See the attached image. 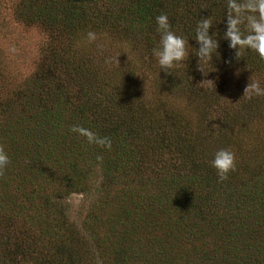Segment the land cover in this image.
<instances>
[{
  "label": "trees",
  "instance_id": "16d2710c",
  "mask_svg": "<svg viewBox=\"0 0 264 264\" xmlns=\"http://www.w3.org/2000/svg\"><path fill=\"white\" fill-rule=\"evenodd\" d=\"M225 4L226 0L11 1L14 20L39 24L48 40L23 87L0 98V146L10 158L0 171V264H90L88 241L51 200L61 190L85 191L83 179L90 175L82 165L95 163L101 168V182L83 230L103 254L102 264H264V125L255 122L264 123V97L246 99L244 94L249 81L264 83V60L254 52L237 59L235 49L221 39ZM161 13L168 14L173 31L194 43L197 21L209 16L219 55L212 65L200 62L203 73L190 53L180 64L184 67L168 73L158 70L153 85L146 82L153 90L148 95L135 73L140 66L134 68L128 54L115 51L113 44L131 45L136 53L143 50L144 63L154 62L152 49L159 42L155 17ZM89 30L112 40L95 55L80 46ZM117 54L119 66L114 60L105 63ZM226 74L236 82L228 92L235 112L224 106L221 87H216ZM177 98L182 107L176 105ZM221 107L224 111L219 112ZM222 113L226 121H217ZM74 125L110 138L113 146L101 148L100 159L94 160L91 148L100 145L72 132ZM225 147L235 153L236 168L218 182L209 161ZM147 168L157 182L151 187L160 193L166 190L172 199L162 202L161 195L148 192L142 176ZM53 170L63 175L52 177ZM42 183L52 184L53 190L39 191ZM12 186L17 199L9 192ZM37 198L46 208L57 209L55 218L45 219L52 220L49 226H58L49 239L41 230L46 224L41 225V217L47 212L30 208ZM109 202L106 219H122L123 229L114 223L105 237L98 232L101 222L93 209ZM12 203L21 214L29 212L28 221ZM170 210H176L173 220L166 219ZM183 210H191L190 218ZM127 220L134 225L124 228ZM18 221L28 226L19 231ZM9 229L16 230L17 240H11ZM132 230L142 240L143 254L131 240L129 244L121 239L134 235ZM167 241L168 251L163 245ZM170 251L175 253L172 259Z\"/></svg>",
  "mask_w": 264,
  "mask_h": 264
},
{
  "label": "rangeland",
  "instance_id": "374dc122",
  "mask_svg": "<svg viewBox=\"0 0 264 264\" xmlns=\"http://www.w3.org/2000/svg\"><path fill=\"white\" fill-rule=\"evenodd\" d=\"M11 1L12 0H0L1 2L0 3V98L5 96V94L6 96L13 95L15 90H20L23 87L22 85L23 82H26L36 70L37 65L39 64L43 56L44 46L48 40L47 33L41 27H39V24L23 25L21 23H17L14 20L13 14L11 13ZM96 34L98 37L97 41L89 43L87 39V35H86L82 38L80 42V46H83V49L87 53L91 52V54H94V55L98 49L101 51H103V49L105 50L106 49L105 44H109L112 41L107 35H105V33L101 34V33L96 32ZM97 45H103V48L102 49L98 48ZM189 45L190 47H196V43L191 42V41L189 42ZM12 46L15 47L16 49L15 52L10 51V47ZM119 48L121 49L123 53L128 54L126 58L130 59V62L134 66V68L136 66H140L138 68H135L136 69L135 73H138L137 76L142 79V82H145L144 89H145L146 94L151 95L153 90L150 89L149 87H151V84L153 85L152 76L154 74L160 75L158 71L159 67L157 65L156 59L154 60V62L144 63V60H146L147 58H144L145 53L143 50L142 51L138 50V53H136L134 50H131L133 48V46L131 45L113 44V49L115 51H119L118 50ZM190 51H194V49H190ZM191 54L192 53L190 52V55ZM119 59H121V57H119ZM127 59L125 60V62L127 61ZM197 59L198 58L196 57V61ZM175 67L177 69H180L181 67H184V65H178ZM130 68H133V67H129V69ZM232 78H233L232 75L226 74L224 77L218 80V84L216 85V87L217 88L221 87V91L223 92L222 98H224V102H225L224 106L226 105L230 109V111L235 112L236 103H234L233 102L234 100L231 99V97L228 95L229 90H231L233 85L236 83L235 79L233 78L232 80ZM147 81H149L151 84L150 83L147 84L146 83ZM4 85L6 88H4ZM182 95H185V93H182ZM180 98L182 99V97ZM180 98H177V100L175 101L178 107H182L184 105V103L181 101ZM233 98H236V97L234 96ZM222 111H224V108L221 107L219 109V112H222ZM216 114H215V117H216ZM224 114L225 113H222L221 116L217 115V118H218L217 121H226L222 118ZM260 114L261 115L264 114V110L262 108H261ZM255 122H258L264 125V123H262L261 121H255ZM111 144L113 146V143ZM101 148L103 147L98 146V149H96L95 145L92 146L91 148L92 151L95 150L92 153V155H94L92 157L94 160L100 159V158L98 159L97 157L101 155V153H99ZM82 166H84L85 171L88 172V174L90 175L86 178L84 177L83 179L84 181L83 185H85V191H81V192L68 191L67 192L66 189H65L66 191L61 190L58 192L60 193L59 196L57 198H52L53 200L51 201L56 202V204L58 205L57 208L62 209L64 211L67 219L75 223L76 227H78L83 237L88 241V243H86V245L88 246L90 250V256H89L88 262L90 264H102V260L104 258L103 254L98 252L97 248L95 247L93 243L94 240L91 239L88 236V234H86V232L83 230L85 227V224H84L85 216H87L88 212L91 211L90 210L91 208L89 207L92 201L96 200L97 195H98L97 192H98V188L101 182V168H100L99 163H95L91 167L87 165L86 166L82 165ZM88 167H90L91 169ZM130 172L132 173L133 170ZM52 175H53L52 177H58L63 174L61 173L60 175L59 173L56 174L55 170H53ZM142 176H143V180L148 182V185L146 186V188L148 189V192H150L151 194H154L155 196L161 195L160 198L162 202L164 200H167L168 198L172 199V196L168 192H166V190L165 191L162 190L161 191L162 193H160V190H158V188L151 187V185H157V182L152 180L153 176L151 175L148 168L143 171ZM52 186H53L52 184L50 185V184L42 183L40 184V187L38 189L39 191L53 190ZM9 192L12 195L15 193L17 194L13 186L11 189H9ZM13 197L17 199V196L13 195ZM12 206H14V208H16L17 210V206L13 205V203H12ZM110 206H111V202H109V205L106 204L104 206L105 208L98 209L99 207H95L93 209V211H96V214L98 215L99 220L101 222L100 226L97 228L98 232L100 233V235L105 236V237L110 235V232L108 229L109 226H113V224L115 223V225H117L116 227L120 228L121 226L120 224L122 223V219L117 220V221H110L106 219V216L108 215L107 211ZM39 207H42V211L47 212L44 216L41 217L42 222L41 221L40 222H41V225L44 222L46 223L43 225V228L41 230L43 231V235L47 239H49L48 235H50L51 237L54 236L55 231H57L58 226L57 227H52V225L49 226L52 220L50 222H46L45 219L47 218L49 220L50 218H55L56 217L55 214H58L56 213L57 209H54V208L50 209L49 207L46 208L43 205L42 201L39 198H37L36 200H34L33 205H30V208H39ZM248 207L250 208V206ZM169 209H172V208H169ZM174 211L176 210H170V212H166L167 216L169 217L167 218L166 216V219L173 220L174 217L177 216V214H175ZM16 212L19 213L21 217H24L26 221L29 220V212L25 211L24 215L21 214L20 211L18 210ZM187 213H191V210H189ZM187 213L185 212L186 216L189 217ZM132 218L134 217L131 215V219ZM38 224L40 223L38 222ZM26 225L28 226L27 222L18 221V224L16 227L19 231H21L20 229L26 227ZM133 225L134 223L129 222L127 220V222H125L123 226L124 228H130ZM35 229L37 230V228ZM121 229H123L122 226H121ZM9 233H10L11 240H17V238H13L14 237L13 234H16V230L14 231L12 229H9ZM132 233H135V234L134 235H123L121 239L122 240L126 239L129 244H132L131 243L132 241L133 246L137 248V251H142V254H143L144 246H143L142 240H140L139 236L137 235V230H132ZM168 242L169 241L163 244L166 250L168 248ZM146 250L149 253L148 256H150V250L149 249H146ZM174 254L175 253L171 251L169 252L171 259L173 258Z\"/></svg>",
  "mask_w": 264,
  "mask_h": 264
},
{
  "label": "clouds",
  "instance_id": "9594fccd",
  "mask_svg": "<svg viewBox=\"0 0 264 264\" xmlns=\"http://www.w3.org/2000/svg\"><path fill=\"white\" fill-rule=\"evenodd\" d=\"M224 19L225 30L221 39L228 42L230 49H235V57L238 59L239 54L254 52L261 60H264V0H226ZM155 25L159 42L152 49V55L156 59L159 71L171 72L175 66L187 61L191 52L198 58V68L203 73L200 62L212 65L213 57L219 55L217 32L212 31L210 34L209 30L214 27V21L209 16L200 18L196 23L193 40L198 47H190L188 38L172 30L167 13L157 15ZM86 35L89 43L98 39L94 31L89 30ZM97 47L102 49L103 45H97ZM10 51L15 52V47H10ZM119 55L106 58L105 63H111L114 60L119 66L117 60ZM205 81L213 84L211 80ZM244 94L246 99L264 97V83L259 79L249 81ZM71 131L84 136L89 143L100 145L105 149L111 148L110 138L98 136L80 125H74ZM9 163V155L0 146V171ZM209 165L216 170L218 182H223L228 178L229 172L236 168L235 153L230 148H219L213 154Z\"/></svg>",
  "mask_w": 264,
  "mask_h": 264
}]
</instances>
